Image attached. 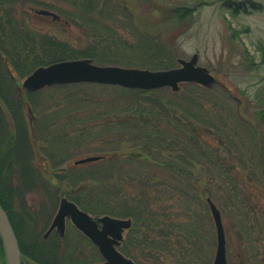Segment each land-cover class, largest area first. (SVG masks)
<instances>
[{
  "label": "trees",
  "instance_id": "trees-1",
  "mask_svg": "<svg viewBox=\"0 0 264 264\" xmlns=\"http://www.w3.org/2000/svg\"><path fill=\"white\" fill-rule=\"evenodd\" d=\"M3 4L8 1L0 0V11ZM193 10L179 8L172 13L184 18ZM21 26L13 8L0 15V57L8 58L20 77L52 62L96 57L91 48L75 53L65 42L52 36L38 37L35 32L27 35L31 43L28 46ZM242 32L247 29L233 31V36ZM86 87H52L68 92L65 105L82 107L76 116L70 114L63 126L54 128L52 122L43 125L44 112L35 118V132L42 126V138L51 156L50 168L54 169L42 175L34 166L42 154L30 143L29 127L21 114L23 98L12 92L10 81H0V205L7 213L26 264L51 263L47 261L48 254L34 252L23 243L20 230L26 224L35 225L41 212L27 207L22 192L43 189L57 200L59 188L64 189L62 196L94 217L108 215L131 220L118 250L135 264H211L215 230L207 199L218 208L221 218L226 210L232 213L235 232V228L241 232L251 225L250 211L255 215L248 197L240 191L241 182H247V178L239 169L243 163L235 156L242 152L244 159L253 157L259 149L217 135V128H221L218 101L226 99L223 88L217 83L209 89L182 84L176 92L168 88L147 91L107 86L114 92L88 100ZM206 90L213 96L203 98L202 91ZM79 113L82 114L77 116ZM256 115L264 123V108ZM86 139L93 141L97 151L102 145L123 146L111 152L101 149V159L84 167L59 169L70 160V154L87 147L83 143ZM131 142L138 153L122 151ZM67 152L68 156L62 158ZM132 166L135 170H131ZM249 171L255 178L253 167ZM44 219L48 220L46 216ZM206 237L208 243L204 241ZM57 240L64 239L57 235Z\"/></svg>",
  "mask_w": 264,
  "mask_h": 264
},
{
  "label": "rangeland",
  "instance_id": "rangeland-1",
  "mask_svg": "<svg viewBox=\"0 0 264 264\" xmlns=\"http://www.w3.org/2000/svg\"><path fill=\"white\" fill-rule=\"evenodd\" d=\"M5 1L9 5L1 6L0 15L8 12L10 7L14 9L22 24L21 30L26 34L28 46L31 43L27 35L35 32L38 37L52 36L65 42L69 50L75 53L91 48L96 56L91 60L96 65L149 70L174 68L178 65V60H189L194 54L198 56V65L208 70L217 85L223 88L222 95L226 97L224 100H217L220 107L217 111L218 125L221 127L217 129L222 132L216 129L217 135L228 137L230 141L239 144L250 143L259 149L258 154L245 158V164V159L240 156L242 152L235 156L243 163V167L239 169L247 178V182H241L240 191L248 197L249 208L255 210V215L250 211L252 223L246 227L247 230L244 229L245 233L244 230L237 231V228L235 232L232 213L229 210L224 212L222 223L227 264H264V123L256 115V112L264 108V0ZM73 1L79 6L73 5ZM179 8L194 9V12L178 18L172 12ZM243 29H247V32L233 36V31ZM12 40L10 43H13ZM22 43L16 42L15 47L18 48ZM39 43L43 44V40H39ZM0 72V81H10L13 85L12 92L23 98L21 114L29 127L30 143L42 154L34 161L36 172L50 174L54 169L50 168L48 144L42 138V126L38 127L36 134L35 118L44 112L43 125L52 122L55 124L54 128H58L67 122L70 114L76 116L82 107L74 106L73 103L65 105L63 100L66 101L68 92L63 89L48 87L52 89L45 88L38 94L27 96L31 93L22 88L25 77H20L14 71L8 58L0 57ZM85 85L88 100L91 96L98 98L100 94H111L115 90L102 85ZM202 92L205 99L213 96L207 90ZM214 92L217 95L218 91ZM90 139L83 142L87 147L77 149L74 155L68 156L69 152L64 154L62 158L68 156L70 160L59 166V169L84 167L90 163L76 165L75 162L101 156V149L111 152L123 146L102 145L97 151L93 149L95 146ZM79 142L82 143L81 139ZM122 151L135 154L139 149L131 142ZM55 154L61 157L58 153ZM236 163L238 166L239 163ZM249 167H253L255 178L249 174L252 173ZM131 170H135L134 166ZM52 181L57 186L55 179ZM63 190L59 188L57 200H53V196L43 189L23 190L22 198L27 207L34 212H41L35 225L26 224L20 230L23 243L34 252L48 254L50 258L46 260L51 264H98L101 258L97 250L69 221L65 223L64 236L61 238L63 241L57 240L54 232L43 238L58 209ZM253 217L258 220V224ZM214 236L213 256L216 231ZM207 240L209 239L206 237L204 241L208 243ZM2 253L0 245V264H6Z\"/></svg>",
  "mask_w": 264,
  "mask_h": 264
},
{
  "label": "water",
  "instance_id": "water-1",
  "mask_svg": "<svg viewBox=\"0 0 264 264\" xmlns=\"http://www.w3.org/2000/svg\"><path fill=\"white\" fill-rule=\"evenodd\" d=\"M174 68L148 70L124 68L119 66H101L91 59L62 60L35 68L22 82L27 92H37L45 87L71 84H97L119 86L131 90H157L169 88L178 90L180 84L193 83L210 88L214 77L208 70L198 65V56L189 60H178ZM99 157H87L75 162L80 165L98 160ZM210 214L216 230V249L212 264H227L225 234L221 215L210 199H207ZM84 235L97 249L102 261L98 264H135L117 249L123 232L130 227L131 221L110 216L94 218L80 210L73 202L62 197L52 222L43 235L46 238L52 230L59 236L64 235L65 221ZM0 244L6 264H25L19 245L8 220L7 213L0 205Z\"/></svg>",
  "mask_w": 264,
  "mask_h": 264
}]
</instances>
